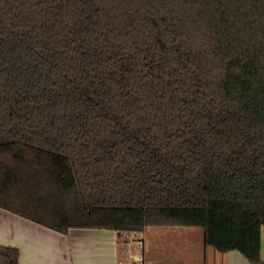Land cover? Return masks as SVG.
<instances>
[{
  "label": "trees",
  "instance_id": "trees-1",
  "mask_svg": "<svg viewBox=\"0 0 264 264\" xmlns=\"http://www.w3.org/2000/svg\"><path fill=\"white\" fill-rule=\"evenodd\" d=\"M0 208L264 264V0H0Z\"/></svg>",
  "mask_w": 264,
  "mask_h": 264
},
{
  "label": "crops",
  "instance_id": "crops-1",
  "mask_svg": "<svg viewBox=\"0 0 264 264\" xmlns=\"http://www.w3.org/2000/svg\"><path fill=\"white\" fill-rule=\"evenodd\" d=\"M139 237L144 241V264H255L238 250L220 253L207 246L200 227H149ZM0 244L18 247L20 264H119L127 259L129 246L114 229H70L64 234L2 208ZM131 246L138 251L135 243ZM261 257L264 260V226Z\"/></svg>",
  "mask_w": 264,
  "mask_h": 264
},
{
  "label": "built area",
  "instance_id": "built-area-1",
  "mask_svg": "<svg viewBox=\"0 0 264 264\" xmlns=\"http://www.w3.org/2000/svg\"><path fill=\"white\" fill-rule=\"evenodd\" d=\"M140 232L138 231H123L120 237L125 240L129 246H126L125 253L128 257L126 260H121L119 264H144L145 263V253H144V241L139 237ZM132 243H135L138 247V251L133 252Z\"/></svg>",
  "mask_w": 264,
  "mask_h": 264
},
{
  "label": "rangeland",
  "instance_id": "rangeland-1",
  "mask_svg": "<svg viewBox=\"0 0 264 264\" xmlns=\"http://www.w3.org/2000/svg\"><path fill=\"white\" fill-rule=\"evenodd\" d=\"M184 227H188V226H184ZM189 227H192V228H199L198 226H189ZM169 230H171V231H172V230H174V229H169ZM183 248L185 249V248H186V246H184ZM192 249H194V248H192Z\"/></svg>",
  "mask_w": 264,
  "mask_h": 264
}]
</instances>
